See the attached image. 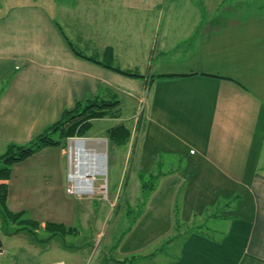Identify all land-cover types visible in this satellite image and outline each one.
Returning a JSON list of instances; mask_svg holds the SVG:
<instances>
[{"label": "crops", "instance_id": "1", "mask_svg": "<svg viewBox=\"0 0 264 264\" xmlns=\"http://www.w3.org/2000/svg\"><path fill=\"white\" fill-rule=\"evenodd\" d=\"M45 2L0 9V154L28 143L77 101L118 100L122 109V100L140 104L144 94L131 137L108 150L125 148L137 185L145 176L171 178L156 185L178 189L169 205L154 200L149 208L171 210L175 222L170 215L165 243L153 253H99L93 264H264V0ZM101 119L87 137L126 125L88 135ZM40 151L67 153L66 144ZM113 187L117 199L136 197L126 209L141 203L138 214L146 215L138 200L146 188L127 189V178ZM104 202L107 212L116 208Z\"/></svg>", "mask_w": 264, "mask_h": 264}, {"label": "rangeland", "instance_id": "2", "mask_svg": "<svg viewBox=\"0 0 264 264\" xmlns=\"http://www.w3.org/2000/svg\"><path fill=\"white\" fill-rule=\"evenodd\" d=\"M9 1L23 2L28 0H0V9H2L3 4L6 5ZM44 4H46L45 0ZM147 90L146 88L145 92ZM145 99L146 96L143 94L140 104L133 100H130V103L122 100V109L116 106L113 110H109L110 113L104 116L106 118H98L101 120H97L93 129L87 134L101 136L104 128L120 122L129 125L131 137V133L136 129V124L139 122L138 118ZM136 109H138V113H135ZM133 113H135L134 116L131 115ZM105 137L95 138L105 141L107 167L105 172L95 175L92 192L81 193L75 190V193H70L68 191L72 184L74 186L68 175L69 142L73 138L93 139L86 135L68 137L66 139L67 153L63 151L62 156H58L56 152L44 153L40 151L14 163L12 176L8 180L7 186L5 201L7 209L12 211L23 210L27 217L42 223V225L45 222H59L72 229L63 237H53L47 243H35L33 237L26 230L12 234L19 227V223L16 224L14 221H10L7 226L9 234H3L5 232V230L3 231L4 223L0 217V234L3 240L0 264H59L60 261H63V264H93L95 261L91 259L95 254L109 253L117 256L122 249L128 254L133 252L136 256L132 254L131 258H128L133 259L134 257L137 258L138 255L147 256L163 245L166 238L164 233L168 231L171 223V210H169V215L165 210L159 213L154 212L149 206L155 207L154 200H161L162 208H166L169 205L166 200L172 198L174 189L175 192H178V189L174 185L156 186L159 182H166L171 179L169 176L157 181L145 176L144 180L141 181L143 184L137 185L138 182L135 180L134 173L129 172L130 163L125 165L122 158L125 148L120 147L114 154V148L113 151L108 150V143L110 145L117 143L109 139L108 134ZM122 174L123 180L127 178L130 184L127 189L137 186L133 189L139 193L141 188H146L138 196L139 201L145 202L146 215L138 214L141 203L138 207L133 205V208L136 207L134 208L135 212L132 209L129 210V207L126 209L125 202L134 203L133 198L136 197L133 195H119L117 199L116 195L111 194L113 185L116 180L119 181ZM122 181L119 182L120 185L116 184L113 187L115 191L121 188ZM153 186L158 188L159 196L154 195V192L149 193L150 189L147 188ZM109 190L111 191L109 192ZM107 200L116 205L114 210L110 211L109 208L107 212L104 204V201ZM172 218L175 222L173 216ZM35 231L37 238H46L49 234L41 227ZM155 234L156 238L153 239ZM116 243L118 249L114 248ZM158 256L160 258L161 255Z\"/></svg>", "mask_w": 264, "mask_h": 264}, {"label": "trees", "instance_id": "3", "mask_svg": "<svg viewBox=\"0 0 264 264\" xmlns=\"http://www.w3.org/2000/svg\"><path fill=\"white\" fill-rule=\"evenodd\" d=\"M77 55L92 60L96 63L95 59L88 57L75 51ZM111 49L108 50V55H111ZM105 66L117 73L128 77L142 78L143 75L132 72L129 70L121 69L113 66L110 63ZM118 105V100H104L100 97L88 99L84 102L77 101L74 108L65 110L61 118L47 127L42 133L36 135L32 140L26 144H9L5 151L0 154V217L4 223L3 234H9L7 226L10 221L16 222L19 227L12 234L21 233L26 230L30 236L33 237L35 243H47L53 237H63L65 233L71 232V227L68 228L59 222H45L42 223L27 217L23 210L12 211L7 209L5 205L7 197L8 180L12 176V166L14 163L22 161L32 156L36 151L48 147L63 144L65 146L66 139L73 136H85L86 131L91 126L93 119L101 118L108 115L109 110H113ZM109 139L118 144L125 143L130 137V129L124 125L113 127L108 133ZM2 223V224H3ZM42 225V226H40ZM44 228L49 232L46 238H37V228Z\"/></svg>", "mask_w": 264, "mask_h": 264}, {"label": "bare ground", "instance_id": "4", "mask_svg": "<svg viewBox=\"0 0 264 264\" xmlns=\"http://www.w3.org/2000/svg\"><path fill=\"white\" fill-rule=\"evenodd\" d=\"M68 158V175L75 190L92 192L95 175L106 171L105 141L73 138Z\"/></svg>", "mask_w": 264, "mask_h": 264}, {"label": "water", "instance_id": "5", "mask_svg": "<svg viewBox=\"0 0 264 264\" xmlns=\"http://www.w3.org/2000/svg\"><path fill=\"white\" fill-rule=\"evenodd\" d=\"M78 139H80V138H78ZM81 139H83V138H81ZM84 139H86V138H84ZM2 246H3V240H2V236L0 234V252H2Z\"/></svg>", "mask_w": 264, "mask_h": 264}, {"label": "built area", "instance_id": "6", "mask_svg": "<svg viewBox=\"0 0 264 264\" xmlns=\"http://www.w3.org/2000/svg\"><path fill=\"white\" fill-rule=\"evenodd\" d=\"M70 193H75V188L73 187V184L71 185V187L68 190ZM81 193H86V192H81Z\"/></svg>", "mask_w": 264, "mask_h": 264}]
</instances>
